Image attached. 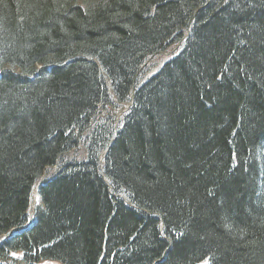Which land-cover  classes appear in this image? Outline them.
<instances>
[{
  "label": "trees",
  "instance_id": "trees-1",
  "mask_svg": "<svg viewBox=\"0 0 264 264\" xmlns=\"http://www.w3.org/2000/svg\"><path fill=\"white\" fill-rule=\"evenodd\" d=\"M30 209L0 264H264V0H0V238Z\"/></svg>",
  "mask_w": 264,
  "mask_h": 264
},
{
  "label": "bare ground",
  "instance_id": "bare-ground-1",
  "mask_svg": "<svg viewBox=\"0 0 264 264\" xmlns=\"http://www.w3.org/2000/svg\"><path fill=\"white\" fill-rule=\"evenodd\" d=\"M182 41L183 40H179L177 42H174L175 44H165L162 47L161 53H165L170 46H172V47L179 46L182 43ZM171 54H172V52L169 53L168 56L166 58H164V60H162V62H160V63L158 62L160 59L158 57H156L155 55H152L150 57L145 56V57L140 58V60L137 63V66L134 70V73H133V80L130 83V85L128 86V88H126V90L132 89L131 90L132 91L131 97H133L135 95V88L140 87V86L144 85L145 83H147L150 76L155 74V71H157L158 69H160L162 67L164 62L167 60V58ZM154 66H155V68L153 70ZM100 80H101V82H103L107 85L114 84L112 77H110L108 79L106 76L101 75ZM15 230L17 233L24 231L25 230V224H23L20 227H16Z\"/></svg>",
  "mask_w": 264,
  "mask_h": 264
},
{
  "label": "rangeland",
  "instance_id": "rangeland-1",
  "mask_svg": "<svg viewBox=\"0 0 264 264\" xmlns=\"http://www.w3.org/2000/svg\"><path fill=\"white\" fill-rule=\"evenodd\" d=\"M156 57H158L160 59L158 61L159 63L162 62L161 54L156 55ZM154 68H155V66L153 67V70H154ZM36 203H38V200L36 201ZM41 264H63V263L56 261V260H42ZM203 264H205V263H203Z\"/></svg>",
  "mask_w": 264,
  "mask_h": 264
}]
</instances>
